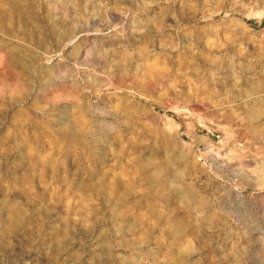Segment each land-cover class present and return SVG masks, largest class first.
Masks as SVG:
<instances>
[{
    "label": "rangeland",
    "instance_id": "1",
    "mask_svg": "<svg viewBox=\"0 0 264 264\" xmlns=\"http://www.w3.org/2000/svg\"><path fill=\"white\" fill-rule=\"evenodd\" d=\"M0 264H264V0H0Z\"/></svg>",
    "mask_w": 264,
    "mask_h": 264
}]
</instances>
